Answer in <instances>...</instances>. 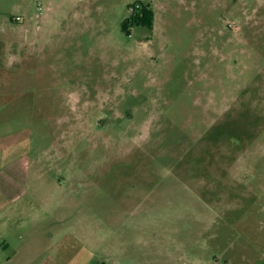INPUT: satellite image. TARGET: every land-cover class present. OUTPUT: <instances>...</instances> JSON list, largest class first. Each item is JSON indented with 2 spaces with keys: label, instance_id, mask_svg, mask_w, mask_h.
<instances>
[{
  "label": "rangeland",
  "instance_id": "rangeland-1",
  "mask_svg": "<svg viewBox=\"0 0 264 264\" xmlns=\"http://www.w3.org/2000/svg\"><path fill=\"white\" fill-rule=\"evenodd\" d=\"M11 18L0 264H264V0H0L1 43Z\"/></svg>",
  "mask_w": 264,
  "mask_h": 264
},
{
  "label": "crops",
  "instance_id": "crops-1",
  "mask_svg": "<svg viewBox=\"0 0 264 264\" xmlns=\"http://www.w3.org/2000/svg\"><path fill=\"white\" fill-rule=\"evenodd\" d=\"M7 33L6 35V43L0 42V129L2 124V103L3 102H13L12 95L14 93V59L12 61H7L4 59V56H14V18H11L10 22L5 23V31ZM14 58V57H13ZM2 136L0 133V142H1ZM1 148V143H0ZM2 193L0 192V200L2 199ZM2 207L0 206V228L3 227V216H2ZM7 230L12 229L14 231V228L12 225H7ZM40 243V242H39ZM38 244H30L25 249L16 251L15 254H13V257L11 256L12 262H15L16 257L18 255L20 256V262L25 264H31L34 262H51L50 260V253H48V247L44 248L43 245ZM7 240L1 239L0 248L8 246ZM39 245V246H38Z\"/></svg>",
  "mask_w": 264,
  "mask_h": 264
},
{
  "label": "trees",
  "instance_id": "trees-1",
  "mask_svg": "<svg viewBox=\"0 0 264 264\" xmlns=\"http://www.w3.org/2000/svg\"><path fill=\"white\" fill-rule=\"evenodd\" d=\"M131 8H134L133 12H131L130 18L127 19L124 23V30L128 34L130 30L133 29V27L141 24H147L150 29L153 28L155 23V13L152 8L147 5H144L141 2L135 4Z\"/></svg>",
  "mask_w": 264,
  "mask_h": 264
},
{
  "label": "built area",
  "instance_id": "built-area-1",
  "mask_svg": "<svg viewBox=\"0 0 264 264\" xmlns=\"http://www.w3.org/2000/svg\"><path fill=\"white\" fill-rule=\"evenodd\" d=\"M133 9H134V8H131L130 11L133 12ZM16 21H20V18L17 17V18H16Z\"/></svg>",
  "mask_w": 264,
  "mask_h": 264
}]
</instances>
